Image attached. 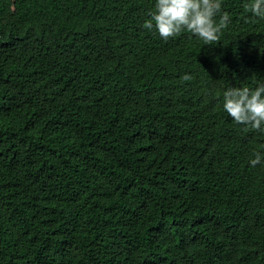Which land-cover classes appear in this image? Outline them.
Listing matches in <instances>:
<instances>
[{"label": "trees", "instance_id": "16d2710c", "mask_svg": "<svg viewBox=\"0 0 264 264\" xmlns=\"http://www.w3.org/2000/svg\"><path fill=\"white\" fill-rule=\"evenodd\" d=\"M156 0H0V264H264V18L211 43ZM188 78H185V77Z\"/></svg>", "mask_w": 264, "mask_h": 264}, {"label": "clouds", "instance_id": "9594fccd", "mask_svg": "<svg viewBox=\"0 0 264 264\" xmlns=\"http://www.w3.org/2000/svg\"><path fill=\"white\" fill-rule=\"evenodd\" d=\"M245 6L255 17L264 18V0H248ZM231 19L230 13L224 10V0H156L155 10L145 21V27L155 28L164 38L188 30L211 43L220 38ZM222 101L224 110L237 123L264 128V83L255 88L229 87L224 90ZM262 161L264 153L257 152L250 163L256 165Z\"/></svg>", "mask_w": 264, "mask_h": 264}]
</instances>
